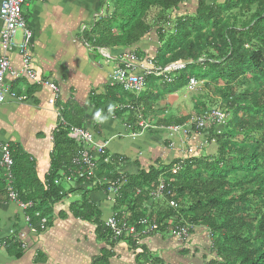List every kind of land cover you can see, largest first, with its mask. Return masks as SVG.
<instances>
[{
    "label": "crops",
    "instance_id": "crops-1",
    "mask_svg": "<svg viewBox=\"0 0 264 264\" xmlns=\"http://www.w3.org/2000/svg\"><path fill=\"white\" fill-rule=\"evenodd\" d=\"M119 5L115 0H26L22 13L32 32L31 68L59 88L58 104L67 112L66 121L90 131L97 143H106L110 156L123 159L121 172L133 175L179 159L184 146L178 136H169L166 127L190 117L195 103L167 96V91L160 94L162 87L153 90L158 82H145L143 92L129 95L111 79L121 59L133 57L135 73L141 72L139 65H154L159 48L152 33L127 47L118 41ZM0 56L10 64L3 84L27 96L22 102L6 98L0 105V143L10 147L20 171L16 187L17 183L22 187L20 193L28 202L22 210L7 200L0 172V264H155L154 260L157 264H203L210 245L203 227H195L185 242L161 233L141 238L136 248L112 243L100 232L102 226L96 223L103 224L115 212L104 190L65 181L63 165L51 175L57 117L48 104L49 90L24 76L17 52H3L0 46ZM133 110L151 125L135 137L127 128ZM186 146L195 148V157L214 156L217 149L203 134L194 135ZM51 177L59 180L60 197L39 211L40 188ZM84 202L90 210H82ZM35 212L47 220L43 230L38 229Z\"/></svg>",
    "mask_w": 264,
    "mask_h": 264
},
{
    "label": "trees",
    "instance_id": "trees-1",
    "mask_svg": "<svg viewBox=\"0 0 264 264\" xmlns=\"http://www.w3.org/2000/svg\"><path fill=\"white\" fill-rule=\"evenodd\" d=\"M115 1L123 10L117 39L124 47L152 33L159 44L153 59L155 67L185 64L172 73L174 77L168 75L169 83L152 74L145 82L166 83L167 92L174 93L186 87L190 78L208 81L214 86L217 107L228 115L220 129L198 132L214 142V156H190L176 173H171V165L137 170L133 175L122 173L125 184L118 191L115 212L132 224L144 217L154 219L159 225L157 234L170 235L169 229L175 224L205 228L210 245L203 264H264V0H194L191 14L180 12L189 0ZM152 8L158 10L161 25L158 21L151 28L145 17ZM167 30H172L171 34ZM129 98L133 102V97ZM133 111L132 123L128 124L132 128L138 115ZM66 113L64 110V119ZM182 120L171 124H182ZM238 136L241 139H236ZM53 149L51 175L62 165L63 176L74 172L71 162L78 146L67 138L65 129L54 134ZM107 156L111 161L104 163ZM122 164V158L106 151L100 156L95 178L121 175ZM12 172L18 199L26 204L20 193L22 187L18 183L16 187L20 171L14 160ZM162 175L169 180L171 196L152 202L148 193ZM56 180L48 178L41 186L37 210L59 199ZM171 200L177 203L176 209L169 208ZM82 210H90L85 202ZM96 225L102 226L101 232L103 224Z\"/></svg>",
    "mask_w": 264,
    "mask_h": 264
},
{
    "label": "built area",
    "instance_id": "built-area-1",
    "mask_svg": "<svg viewBox=\"0 0 264 264\" xmlns=\"http://www.w3.org/2000/svg\"><path fill=\"white\" fill-rule=\"evenodd\" d=\"M26 0H2L0 2V46L3 52L15 51L19 54L23 66V74L29 80L33 81L38 86L46 87L50 92L48 104L54 107L55 116L57 117L58 129H65L67 131V138L78 146V151L72 159V166L75 168L64 177L67 182H74L82 180L92 187L100 188L107 194L108 200L114 205L118 191L122 185L125 184V176L122 174L111 179H96L95 173L98 168L100 156L106 152V143H97L93 134L79 127L70 126L64 119V108L59 106V88L51 81L39 78L36 76L31 68V40L32 32L27 27L26 20L22 13V6ZM33 2H43L45 0H31ZM20 33V41L16 42V37ZM133 57L129 59H121L118 67L111 72V79L119 85L124 93L138 95L143 92L145 88L146 76L152 74L156 77H163L167 83L171 81L169 78L173 72L180 71L184 66L182 64H169L164 68L155 67L151 62L148 66L139 65L140 73H135V66L132 65ZM136 60V59H135ZM136 69V70H137ZM10 72V64L5 56H0V105L6 98L22 102L27 99L26 95H17L9 86L3 84V77ZM169 75V77H168ZM202 82L190 78L186 89L189 92L197 89ZM128 108V107H127ZM228 115L225 110L219 107L208 108L195 118L191 117L182 124H174L167 126V131L170 137L178 136L180 138V145L184 146L182 155L171 164V173H176L180 170L184 161L190 156L195 155V148L187 147L186 142L197 135L199 131L208 130L210 128H221ZM132 130L131 137L139 136L147 130L151 129V125L142 117L137 115V124L133 128L127 126ZM55 132V130H54ZM172 147V144H169ZM111 160L109 156L104 157L103 162L109 163ZM13 160L9 145L0 143V172L3 176L4 191L7 200L16 204L20 209L25 210L27 204L20 202L18 194L14 189V176L12 172ZM169 180H165L162 175L157 179L153 189L148 193L152 202L162 200L165 196H171L168 190ZM54 184H59L56 180ZM171 209L177 208V203L174 200L168 202ZM34 216L38 219V229L43 230L46 226V218L40 217V214L35 212ZM123 216V217H122ZM119 216L117 212H113L103 222V230L105 237L112 243L130 242L135 246L140 245V239L151 235H156L159 231V225L154 219L144 217L138 219L134 224L128 222L124 215ZM25 222L30 223V218L25 217ZM138 228V229H137ZM170 235L179 242H185L190 236V231L193 226L175 224L170 227ZM31 231H35L31 229ZM5 246V243H2Z\"/></svg>",
    "mask_w": 264,
    "mask_h": 264
},
{
    "label": "rangeland",
    "instance_id": "rangeland-1",
    "mask_svg": "<svg viewBox=\"0 0 264 264\" xmlns=\"http://www.w3.org/2000/svg\"><path fill=\"white\" fill-rule=\"evenodd\" d=\"M221 1L222 0H220L219 2ZM118 8L120 11L123 12L122 7L120 5ZM194 10H195L194 0L187 1V3L183 5V7L180 8V12L182 14H184L185 12H187L188 14H191L194 12ZM158 15H159L158 10L155 8H152L149 11L148 15L145 17V23L148 24L152 28L159 21ZM159 25H161L160 21H159ZM171 32L172 30H167V33L171 34ZM171 76L174 77L173 74ZM153 86L155 87V88L153 87V90H155L157 87H160V88L162 87L160 90V94L166 92L167 89L169 88L168 84L161 83V82H158V84L156 83V85H153ZM213 87L214 86H212V84L209 83L208 81L202 80V85H200L197 89H195L192 92L187 91L186 87H184L182 89L175 91L174 93H166L165 95L179 98L180 100L186 101L187 103L191 105L195 103L194 107H190V110H189V113L191 115L190 118L191 117L195 118L196 116H198V113L200 114L202 110H206L208 108H213V107L218 106L217 104L218 98L215 97L213 94ZM242 87L245 88V86H242ZM217 129H220V128H217ZM236 139H241V137L238 136Z\"/></svg>",
    "mask_w": 264,
    "mask_h": 264
},
{
    "label": "water",
    "instance_id": "water-1",
    "mask_svg": "<svg viewBox=\"0 0 264 264\" xmlns=\"http://www.w3.org/2000/svg\"><path fill=\"white\" fill-rule=\"evenodd\" d=\"M183 66H185V64H182Z\"/></svg>",
    "mask_w": 264,
    "mask_h": 264
}]
</instances>
